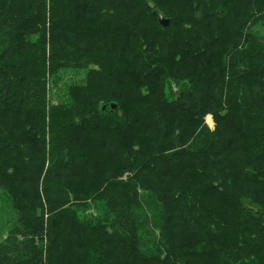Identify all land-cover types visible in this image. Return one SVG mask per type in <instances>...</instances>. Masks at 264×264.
Masks as SVG:
<instances>
[{"label":"trees","instance_id":"obj_1","mask_svg":"<svg viewBox=\"0 0 264 264\" xmlns=\"http://www.w3.org/2000/svg\"><path fill=\"white\" fill-rule=\"evenodd\" d=\"M263 30L264 0H0V264H264Z\"/></svg>","mask_w":264,"mask_h":264},{"label":"rangeland","instance_id":"obj_2","mask_svg":"<svg viewBox=\"0 0 264 264\" xmlns=\"http://www.w3.org/2000/svg\"><path fill=\"white\" fill-rule=\"evenodd\" d=\"M263 33H264V30H263ZM52 99H54L53 101H56L58 99V96L52 97ZM208 116L212 117L213 123H209L207 121V117ZM206 123L211 128H214V120H213V116L211 114L206 116ZM1 200H2V203L0 202V205H1V207H0V235L3 238L5 236V234H6V229H7V225H8L7 220H8L9 217H11V218L13 217V212H10V210H8L5 200L4 199H1Z\"/></svg>","mask_w":264,"mask_h":264},{"label":"water","instance_id":"obj_3","mask_svg":"<svg viewBox=\"0 0 264 264\" xmlns=\"http://www.w3.org/2000/svg\"><path fill=\"white\" fill-rule=\"evenodd\" d=\"M155 16H157L159 23L164 26V27H168L170 25V19L166 18L164 15H162L161 13L155 11L154 12ZM115 107V106H113ZM105 108V107H104Z\"/></svg>","mask_w":264,"mask_h":264},{"label":"bare ground","instance_id":"obj_4","mask_svg":"<svg viewBox=\"0 0 264 264\" xmlns=\"http://www.w3.org/2000/svg\"><path fill=\"white\" fill-rule=\"evenodd\" d=\"M207 121H208L209 123H213V121H212V117H211V116H208V117H207Z\"/></svg>","mask_w":264,"mask_h":264}]
</instances>
